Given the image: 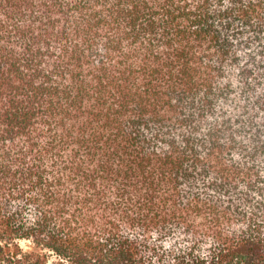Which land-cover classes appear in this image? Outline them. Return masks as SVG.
I'll use <instances>...</instances> for the list:
<instances>
[{
  "label": "trees",
  "instance_id": "obj_1",
  "mask_svg": "<svg viewBox=\"0 0 264 264\" xmlns=\"http://www.w3.org/2000/svg\"><path fill=\"white\" fill-rule=\"evenodd\" d=\"M0 264H264V0H0Z\"/></svg>",
  "mask_w": 264,
  "mask_h": 264
}]
</instances>
